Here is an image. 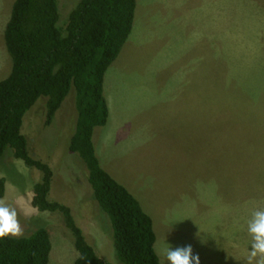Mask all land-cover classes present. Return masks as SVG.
I'll return each mask as SVG.
<instances>
[{
  "label": "rangeland",
  "instance_id": "1",
  "mask_svg": "<svg viewBox=\"0 0 264 264\" xmlns=\"http://www.w3.org/2000/svg\"><path fill=\"white\" fill-rule=\"evenodd\" d=\"M13 1L0 0V80L11 67L3 31ZM77 1L59 0V20ZM135 1L131 32L104 73L108 119L93 130L95 154L150 216L160 264H167L161 255L167 244L191 245L203 264H245L247 221L264 208V38L242 35L264 26L256 21L264 16V0H237L234 14L219 18L213 10H228V0ZM214 31L217 38L204 37ZM44 118L40 97L25 113L21 132L28 152L52 170L50 199L69 207L103 261L122 264L88 169L69 150L77 120L74 89L49 125ZM0 177L2 198L20 202L22 236L44 227L48 264H73L77 252L61 216L30 203L40 172L7 147Z\"/></svg>",
  "mask_w": 264,
  "mask_h": 264
},
{
  "label": "trees",
  "instance_id": "2",
  "mask_svg": "<svg viewBox=\"0 0 264 264\" xmlns=\"http://www.w3.org/2000/svg\"><path fill=\"white\" fill-rule=\"evenodd\" d=\"M135 5V0H78L62 21L59 0H14L3 31L11 67L0 80V158L10 147L13 158L40 172L30 203L61 216L77 252L73 264L109 263L86 241L69 207L50 199L52 170L28 152L21 132L25 113L40 97L49 125L72 88L77 120L69 150L85 163L93 197L110 219L114 254L122 264H160L150 216L101 167L92 141L94 128L108 119L104 73L131 32ZM4 193L0 177V198ZM50 250L48 231L38 227L25 236L0 238V264H48Z\"/></svg>",
  "mask_w": 264,
  "mask_h": 264
},
{
  "label": "clouds",
  "instance_id": "3",
  "mask_svg": "<svg viewBox=\"0 0 264 264\" xmlns=\"http://www.w3.org/2000/svg\"><path fill=\"white\" fill-rule=\"evenodd\" d=\"M19 207V201L0 198V238L23 235V228L18 218ZM25 215L30 213L26 212ZM247 233L251 241L245 264H264V208L252 211L247 221ZM161 255L167 264H199V256L192 254L191 245L173 249L167 244Z\"/></svg>",
  "mask_w": 264,
  "mask_h": 264
},
{
  "label": "crops",
  "instance_id": "4",
  "mask_svg": "<svg viewBox=\"0 0 264 264\" xmlns=\"http://www.w3.org/2000/svg\"><path fill=\"white\" fill-rule=\"evenodd\" d=\"M240 1V0H239ZM236 3H237V0H228V4H229V9L228 10H225V11H222L221 10V12L222 13H220V10H219V7H216V10H213V12H215V18H216V16L219 18V14H223L225 17H231L234 13H233V11H234V7H235V5H236ZM224 4H225V6H226V2H224ZM252 16H254V15H252ZM259 19L258 20H256V21H258V22H260V23H264V16H260V17H258ZM229 20L227 19V22H228ZM248 21H250V22H255V21H252L251 20V18H250V20H248ZM216 22H218V20H216L215 19V21H214V23H216ZM249 22V23H250ZM213 23V24H214ZM215 24L213 25V30H214V28H215ZM215 33V31L214 32H208V33H206V35L204 36L205 38H217V35H215L214 34ZM254 33H255V35H256V37L258 38V35H261V36H259V37H261V38H264V36H263V33H264V26H262V28H260V30H258V31H256V32H247V31H244L243 32V38L244 39H247L248 37H251V36H253L254 35ZM241 47V46H240ZM242 47H247V46H242ZM213 46H210V48H209V50L210 51H213ZM214 51H217V48H214ZM219 51V50H218ZM202 53H204V51L202 52ZM216 54H218V52H216ZM5 190H6V187H5Z\"/></svg>",
  "mask_w": 264,
  "mask_h": 264
}]
</instances>
